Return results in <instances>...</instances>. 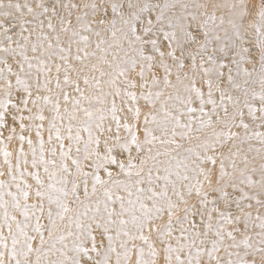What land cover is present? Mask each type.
<instances>
[{"label":"snow or ice","instance_id":"6c2138e0","mask_svg":"<svg viewBox=\"0 0 264 264\" xmlns=\"http://www.w3.org/2000/svg\"><path fill=\"white\" fill-rule=\"evenodd\" d=\"M0 264H264V0H0Z\"/></svg>","mask_w":264,"mask_h":264}]
</instances>
